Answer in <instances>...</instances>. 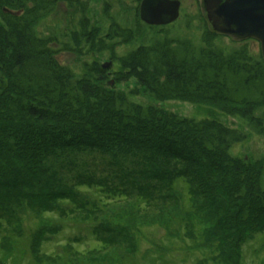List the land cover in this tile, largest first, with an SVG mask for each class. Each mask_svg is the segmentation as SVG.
<instances>
[{
	"label": "trees",
	"instance_id": "obj_1",
	"mask_svg": "<svg viewBox=\"0 0 264 264\" xmlns=\"http://www.w3.org/2000/svg\"><path fill=\"white\" fill-rule=\"evenodd\" d=\"M87 2L0 0V264H72L80 234L68 237L57 255L42 250L69 223L103 250L111 244L122 248L117 264H134L139 228L98 218L120 202L138 212L158 209L154 224L162 225L160 215H169L178 239L190 237L196 248L209 236L213 264H241L243 245L264 237V157L242 159L231 148L251 133L264 138L263 58L251 54L250 38L226 45V36L213 32L206 17L200 43L169 36L162 26L144 42L141 20L136 16L132 26L123 27L108 14L106 0L101 8L109 25L100 32L86 15ZM60 3L80 14L68 42L37 29ZM137 40L141 43L125 54L115 53L116 45ZM63 50L79 56L111 53L118 82L133 78L156 102L203 106L236 118L250 132L212 116L196 120L139 105L131 100L138 93L133 88L126 94L98 87L107 76L95 61H83L78 79L59 62ZM63 148L111 154L120 182L88 176L75 187L60 184L49 156ZM16 207L39 223L22 230L10 225ZM143 257L147 264H163L162 256Z\"/></svg>",
	"mask_w": 264,
	"mask_h": 264
},
{
	"label": "rangeland",
	"instance_id": "obj_2",
	"mask_svg": "<svg viewBox=\"0 0 264 264\" xmlns=\"http://www.w3.org/2000/svg\"><path fill=\"white\" fill-rule=\"evenodd\" d=\"M75 1L78 3H84L87 0ZM103 1L105 0H88L87 2L88 12L86 15L91 25H93L95 28H99L100 32L101 28L102 31H105L109 25L106 14L101 8ZM106 1L110 5L108 7V14L117 20L118 23L123 27H125V25H128L129 27L132 26L136 21V16L139 19L138 5L141 0ZM179 1L181 2L179 18L174 21V23L170 24V26L162 27L166 29L165 31H167L169 36L178 38L187 37L194 42L200 43V34L202 29H204L203 26L204 24L207 26L204 6L202 5L201 0ZM55 11L56 12L54 14L48 16L46 20L37 26L38 32H41L44 35H47L48 32H52L58 35L62 41L68 42L70 40V32L78 29V19L80 14L77 9L71 8L69 6L67 7L64 3L58 4ZM142 23L145 25L143 29L144 42L148 41V39L150 40L153 34L159 33V27L161 26L154 27L146 25L144 22ZM222 40L226 45L234 44L237 46L239 39L236 40L226 35V37H224ZM139 43L141 42L137 40L133 44L126 46L116 45L115 53L117 55L125 54L127 50L135 48ZM248 46L250 47L251 54L253 56L261 57V47H259V42L256 39L250 38L248 41ZM110 55L111 53L108 52H104L103 54L93 52L89 53L87 56H79V54L74 52H66L63 50L60 51L57 56L59 62L72 69L78 79L83 78V61L88 63L93 61L97 62V64L100 65L104 71H106L107 76L105 80L97 81L98 87H109L116 91L121 90L126 94L132 88L136 89L138 90L137 95L132 94L130 97L133 102L139 105H152L164 111H168L173 114L175 113L180 117H189L196 120L212 116L220 120L228 127L240 128L244 129L246 132H250L248 128L244 127L243 124L238 122L236 118L223 116L220 113H216L212 109L203 106L193 105L191 103L178 100L164 101L162 103L156 102L152 97H149L144 88L140 86V84H137L136 80L133 78L118 82V65L110 59ZM103 66H105V68H103ZM94 80H96L95 77L91 78V83L94 82ZM249 137L250 138L246 142L232 146L231 154L247 160H255L257 158L264 157V138L252 133L249 135ZM10 144L12 145L11 141ZM53 155L54 156L51 157L48 155L50 159L49 166L51 168V173L55 172L57 174V177L61 182L60 184L62 185L66 184L69 187H75L80 180H83L88 176L95 177L97 180L107 179L109 182H113V184L120 182L118 177L121 175V170L118 166H116V164H112V159L110 156L111 154L101 153L99 149L93 150L91 152L86 151L84 153H78L77 149L70 151V149L63 148L56 149L55 154ZM69 161L72 164H69ZM120 163L122 164L123 168L130 170L132 169L133 165H129L124 157H120ZM261 181L262 188L264 189V175ZM1 202L2 201H0V203ZM110 210V212L101 213L98 215V218L101 217L102 219L105 218L106 220L112 219L116 225H122L123 223V225L129 227L130 230H133L135 227H138L140 230V233L134 230L139 243L137 253L138 256L134 264H147V261L143 257L146 253H150L155 257L162 256L163 261L161 262H163V264H213V262L210 261V258L213 256V254L212 251H210L211 241L209 240V236H207L208 240L200 241L202 244H198V248H196V240L190 237L186 236L178 239L177 236H179V231L170 225V223L173 221H169V215H160L163 224L166 223V227H164L163 224L159 225L153 223L152 219L156 218L158 209L151 207L145 211L138 212L134 208L131 209L129 203L120 202L111 205ZM161 212L166 213L165 211ZM177 212L178 211H176V213ZM14 213L18 216H11L10 225L16 227L22 226L21 230L25 227L30 229V227L33 226L34 221L39 223L36 218L32 219L31 215L26 217L25 214H23V209L19 210V208L16 207ZM19 216L22 217L20 222L17 220ZM52 216L55 217V215ZM63 218L65 219V217ZM69 225L70 223L68 224L67 228L61 234H59V236H53L51 240L43 245V252L57 255V253H59L61 250L60 246L66 244L68 237L80 234L82 241L79 243H74L73 245L77 252L71 253L72 264H108L107 262H109V264H117L116 261L121 257V255L118 253H123L122 248H117L116 245L111 244L112 247L110 249L103 250L101 248L102 244L93 240L94 238L92 239L89 234H86L82 230L79 233L75 226ZM6 229H8L7 231H10V228L6 227ZM104 237H108V233H105ZM263 238L264 237L261 234H258L254 236L252 240L248 241L247 244L243 245L241 248V264H264V246L261 247ZM113 239L118 240L116 237H113ZM211 240L216 241L214 238H211ZM58 260L59 259L56 260V263ZM23 264H28V262L26 263L25 261ZM126 264L129 263L127 262Z\"/></svg>",
	"mask_w": 264,
	"mask_h": 264
},
{
	"label": "water",
	"instance_id": "obj_3",
	"mask_svg": "<svg viewBox=\"0 0 264 264\" xmlns=\"http://www.w3.org/2000/svg\"><path fill=\"white\" fill-rule=\"evenodd\" d=\"M213 32L236 40L256 39L264 60V0H201ZM179 0H141L139 19L146 25L166 26L179 18ZM105 68V66H103Z\"/></svg>",
	"mask_w": 264,
	"mask_h": 264
}]
</instances>
